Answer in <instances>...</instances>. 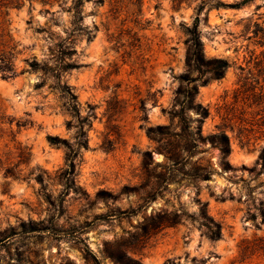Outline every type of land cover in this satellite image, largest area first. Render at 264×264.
<instances>
[{
	"label": "rangeland",
	"instance_id": "obj_1",
	"mask_svg": "<svg viewBox=\"0 0 264 264\" xmlns=\"http://www.w3.org/2000/svg\"><path fill=\"white\" fill-rule=\"evenodd\" d=\"M199 1L142 0L115 19L109 0L1 10L16 75L0 71V165L32 177L0 170V230L10 235L0 264H96L86 246L98 264H116L108 253L118 249L141 264H264V0L199 15L205 56L228 62L223 77L196 81L195 100L209 108L201 132L225 130L231 167L205 140L191 162L209 165L211 179L169 180L157 149L166 140L145 130L178 131L170 110L191 86L185 27ZM204 208L220 224L217 239L199 223ZM157 215L178 222L150 228ZM29 223L48 228L25 231Z\"/></svg>",
	"mask_w": 264,
	"mask_h": 264
},
{
	"label": "trees",
	"instance_id": "obj_2",
	"mask_svg": "<svg viewBox=\"0 0 264 264\" xmlns=\"http://www.w3.org/2000/svg\"><path fill=\"white\" fill-rule=\"evenodd\" d=\"M142 0H109V12H111V19H115L120 16L123 11H128L130 5H139ZM174 2L180 4L185 3L190 5L195 0H173ZM247 0H240L236 2H224L222 0H200L197 6H195L196 17L191 26H186V56L185 65L187 72L182 76L187 81V89H180L178 93L183 95V99L177 101L179 104L178 108H172L170 110L171 120H175L176 127L178 131H170L169 125L161 126H147L145 127L146 133L158 143L165 139L163 147H157L161 150L166 158V164L162 166L167 173H169V180H173L175 176H180L182 179L189 183L197 184L199 181H207L211 179L213 169L206 164L201 162H191L192 154H194L195 148L199 142H204L208 140L212 146L218 148L221 155V166L223 169H229L231 167L227 156L230 154V138L224 129H218V131L207 135L206 137L202 135L201 128L202 123L206 117L209 115V108L197 102L196 94L198 91L199 84L205 85L210 79H219L223 77L227 67L228 62L224 58L212 57L207 58L204 54L203 42L199 35L198 23L200 20V13L205 7L219 8V7H240L246 3ZM82 3V0H78ZM20 0H0V12L3 8L8 7H18L20 5ZM75 15H79L80 9L76 5ZM109 24V21H108ZM123 22H121V25ZM3 34L0 27V71L2 77L5 79H10L16 75V72L12 63V55L10 51L6 50V45L2 42ZM191 72L197 73L198 76L191 77ZM199 80V84L196 81ZM264 89V88H263ZM261 87L259 90H263ZM259 91V93H260ZM258 93V92H257ZM254 94L258 96V94ZM176 102L174 103V106ZM189 110H192L196 117H192L189 114ZM146 120V119H145ZM196 122V125L193 123ZM48 139L55 143L59 139L55 136H48ZM149 155V153H147ZM258 161L264 165V148L261 150L258 156ZM156 165H159L158 163ZM0 170H3L5 176H11L13 178H30L32 177V172L29 171L27 174L22 175L20 170L17 169V165H10L7 167H2L0 165ZM34 179L41 181V174L38 173L34 176ZM205 206V204H203ZM264 214V209H262ZM150 228H158L165 226H172L178 221L176 219H165L164 217L157 215L151 218ZM200 225L204 227L212 239H217L220 236V224L216 222L206 211L202 209L200 214ZM47 226L37 227L34 223H29V227L25 228V231H44L47 230ZM9 233L0 230V245L4 244L8 240ZM86 255L94 260L98 264L94 253L86 246ZM108 256L116 264H141V262L134 258L133 256L123 252L121 249L115 251H109Z\"/></svg>",
	"mask_w": 264,
	"mask_h": 264
}]
</instances>
